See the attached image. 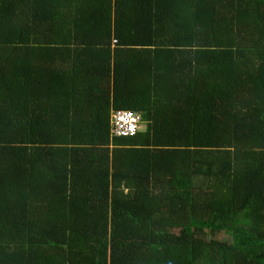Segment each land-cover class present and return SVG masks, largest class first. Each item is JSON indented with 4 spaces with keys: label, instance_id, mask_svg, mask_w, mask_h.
<instances>
[{
    "label": "trees",
    "instance_id": "16d2710c",
    "mask_svg": "<svg viewBox=\"0 0 264 264\" xmlns=\"http://www.w3.org/2000/svg\"><path fill=\"white\" fill-rule=\"evenodd\" d=\"M0 264H264V0H0Z\"/></svg>",
    "mask_w": 264,
    "mask_h": 264
},
{
    "label": "built area",
    "instance_id": "2783aa9c",
    "mask_svg": "<svg viewBox=\"0 0 264 264\" xmlns=\"http://www.w3.org/2000/svg\"><path fill=\"white\" fill-rule=\"evenodd\" d=\"M112 133L115 135H133L142 126L141 115L129 110L116 111L111 114Z\"/></svg>",
    "mask_w": 264,
    "mask_h": 264
},
{
    "label": "crops",
    "instance_id": "0c3cea01",
    "mask_svg": "<svg viewBox=\"0 0 264 264\" xmlns=\"http://www.w3.org/2000/svg\"><path fill=\"white\" fill-rule=\"evenodd\" d=\"M109 92H111L113 89H112V85L111 86H109V88L107 89ZM107 90H104V93H103V95H106L107 94ZM142 126H143V124H142Z\"/></svg>",
    "mask_w": 264,
    "mask_h": 264
},
{
    "label": "rangeland",
    "instance_id": "374dc122",
    "mask_svg": "<svg viewBox=\"0 0 264 264\" xmlns=\"http://www.w3.org/2000/svg\"><path fill=\"white\" fill-rule=\"evenodd\" d=\"M141 128L143 129V128H144V125H143V126H141Z\"/></svg>",
    "mask_w": 264,
    "mask_h": 264
}]
</instances>
